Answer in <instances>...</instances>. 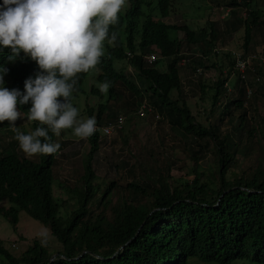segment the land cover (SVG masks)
I'll return each mask as SVG.
<instances>
[{
  "label": "trees",
  "instance_id": "trees-1",
  "mask_svg": "<svg viewBox=\"0 0 264 264\" xmlns=\"http://www.w3.org/2000/svg\"><path fill=\"white\" fill-rule=\"evenodd\" d=\"M127 1V9L124 12L121 9L118 14V23L110 26V32L118 34L117 41L107 46L108 55L105 59L101 57L96 66L100 71L97 81L111 82L108 95L105 93L106 102L98 106L96 123L108 125L118 120L110 102L124 98L125 89L117 88L118 84H123L133 99L122 105L121 110L126 111L131 106L138 109L137 103L144 102L147 110H152L146 116L155 119L158 114L171 129L193 138L198 147L189 153L193 177H173L172 162L157 169L151 167L146 170L149 172L144 179L127 183L124 196L113 205V195L122 190V186L112 181L102 191L95 184L92 161L102 140L95 133L88 137L91 150L85 161L82 185L68 190L77 207L72 213L63 214L61 209L66 201L57 198L54 192V166L62 149L59 142L62 134L49 133L51 141L60 148L52 155L38 154V161L25 158L17 152V141H9L2 145L4 147L0 145V202L6 199L10 207H0V214L16 229L19 216L26 213L49 229L60 248L52 251L36 239L17 257L0 239V257L4 264H190L192 261L264 264V161L246 172L234 170L240 165V158L247 155L248 147L242 145L243 140L252 139L257 132L245 102L256 93L254 87L264 78V71L260 65L252 68L248 65L241 74L236 69L234 55L229 51L224 53L227 64L217 70L223 74V68L229 66L239 74L235 81L231 80L232 93L228 89L231 73L211 85L199 82L200 100L211 98L208 124L193 114L183 96L181 79L185 59L194 75L200 68H216V63H207L220 54L219 46L226 45L223 36H231L242 27V57L247 59L255 32L264 35V10L253 7L258 0H227L225 9L230 10L228 14L234 20L225 22L222 35L214 22L209 23V28L195 31L187 24L156 21V18L162 20L170 16L173 0ZM242 8L248 12L245 19L237 17L238 9ZM180 32L185 33V39L179 38ZM153 48L159 50L161 58L149 64L144 56L153 53ZM196 50L199 56H195ZM126 51H131L134 58L127 60ZM9 56L8 52H1L0 66L7 64ZM116 63L129 64L136 79L124 75ZM164 63L166 69L161 70ZM91 70L78 73L74 78L77 83L73 97L86 93L83 84ZM174 91L178 92L179 99L172 98ZM92 92L103 97L98 89ZM30 107V103L18 105L26 118ZM137 109L133 113L140 117ZM218 112L215 123L209 122ZM89 113L93 115L92 111ZM29 125L32 132L40 126L36 121H29ZM122 131L124 128L118 132ZM23 133L28 134L27 129ZM260 133L264 146V125ZM205 149L215 154V164L208 171H199ZM91 205L104 206L110 214L103 211L95 215L90 210Z\"/></svg>",
  "mask_w": 264,
  "mask_h": 264
},
{
  "label": "rangeland",
  "instance_id": "rangeland-1",
  "mask_svg": "<svg viewBox=\"0 0 264 264\" xmlns=\"http://www.w3.org/2000/svg\"><path fill=\"white\" fill-rule=\"evenodd\" d=\"M227 0H173V6L170 16L168 18L158 20V22H164L170 25L183 26L187 24L192 30L199 31L203 28H209L211 22L216 23V29L222 35L225 33V22L228 20L233 21L228 14L229 9H225V2ZM128 7V1L126 0L125 6L122 7L124 12ZM253 7L264 10V0H258ZM245 8L238 9L237 17L245 19L247 16ZM244 29V27H242ZM264 28V26H263ZM241 29V28H240ZM240 30L237 33L223 36L224 43L226 45L219 46L220 54L212 57L211 61L207 65L216 63V68L209 70H203L200 68L197 75L191 72L188 59L182 62L181 79L183 82V93L185 100L189 103V106L194 115L197 116L199 121L204 124H208V117L211 110V98L206 100H200V86L199 82H205L206 85H211L220 78H225L230 75L229 93L234 91V87L231 86L238 77V72H233L231 67L226 66L223 68V74L217 69L224 64H227V60L224 57V53H240L243 55V38L244 30ZM264 33V32H263ZM254 41L251 46V51L247 55L246 59L249 67L253 65H260L259 67L264 71V35L255 32ZM185 33L180 32L179 38L185 39ZM124 40V33H122ZM125 42V40H124ZM156 50V48H153ZM186 50V49H185ZM195 56H199V50H196ZM117 69H122L124 75L136 79L134 75V69H132L127 63L118 64ZM161 70L166 69V63L160 67ZM99 72L96 68L92 69L87 77L83 89L85 94L79 95L77 98H73L72 104L78 110V119L90 118L89 110L94 109L95 119L97 118V110L100 99L90 91L91 85L95 84V79L98 78ZM252 80V76H248ZM264 78H262L259 85L254 87V91L251 98H248L245 102V107L248 109V116L251 120L252 126L257 128V132L254 133V137L250 140H243L242 145L248 147L247 155L244 158H240V165L234 168L236 172L249 171L254 168L259 162L264 161V146L261 140L260 127L264 125ZM7 84V83H6ZM119 91H126L123 99L117 101L112 100L110 105L112 109L117 112V117L125 118L124 132H117L110 138H103L100 142L99 150L93 157L92 165L95 170V184L99 185L105 190L112 181H116L118 185L122 186V190L113 195V205L117 203L120 197L125 194V186L127 183L136 180L144 179L145 173L149 168L163 167L167 162H172L171 175L175 178H187L192 179L191 167L193 161L190 158L191 149L196 150L198 147L194 143L191 136H183L182 133L171 129L167 121L162 119V116L157 119L148 117V115L138 116L133 111H136L137 107L131 106L126 111L121 110V106L126 102L133 99L129 89L125 88L123 84H118ZM257 90V91H256ZM108 95V92H106ZM178 92L172 93L174 100L179 99ZM86 96V97H85ZM76 99V100H74ZM107 99H105L104 103ZM142 103V102H141ZM138 104L142 107L144 104ZM110 112V110L108 111ZM220 112L215 117L210 118L209 122H214ZM23 115V114H22ZM25 115H23L24 117ZM148 117V118H147ZM117 118V119H118ZM9 122V121H8ZM114 122V121H113ZM112 122V123H113ZM20 131H28V134L32 132L29 125V121L26 117L19 118L15 122ZM24 127V128H23ZM62 137L59 138V142L62 143V149L56 156V164L54 166L55 177V196L59 199L66 201V204L61 209V213H72L77 207L76 200H72L71 195L68 193L69 189L80 187L82 185V178L85 172V161L88 159L89 152L91 150V143L88 138L80 139L73 135L72 129H65L61 132ZM15 140L13 132L0 136V145H6L9 141ZM18 143V141H17ZM241 145V146H242ZM19 146V144H18ZM3 147V146H2ZM0 147V151L1 148ZM211 149V148H210ZM25 156V158L38 161V154L34 156H27L20 147L17 149ZM215 164V154L209 151L202 153V160L199 164V171H208L211 166ZM148 165V166H147ZM147 166V167H145ZM249 169V170H248ZM0 207H10L8 200L3 199L0 202ZM90 210L92 213L99 214L105 212L106 215L110 214L109 209L105 210L104 206L91 205ZM20 222L15 229L11 223L1 216L0 214V239L4 242L7 249L11 251L15 256L20 257L34 242L38 239L44 246L49 247L52 251H56L60 248L57 240L52 236L48 228L37 220L27 216L26 213H21ZM54 254V256H56ZM3 262V263H2ZM0 264H4L3 259L0 257ZM190 264H203L197 261H192Z\"/></svg>",
  "mask_w": 264,
  "mask_h": 264
},
{
  "label": "clouds",
  "instance_id": "clouds-1",
  "mask_svg": "<svg viewBox=\"0 0 264 264\" xmlns=\"http://www.w3.org/2000/svg\"><path fill=\"white\" fill-rule=\"evenodd\" d=\"M125 3L126 0H3L0 58L2 51L10 56L7 64L0 66V136L13 132L27 156L58 152L60 145L51 141L50 132L60 136L62 130L72 129L73 135L80 139L95 133L100 140L110 138L96 130V126L116 125L121 117L108 125H98L97 118L92 117L95 110L90 109L93 112L92 116L89 113L90 118L78 119L72 100L79 95L73 97L72 92L78 73L94 68L100 73L96 67L100 58L105 59L107 46L114 45L118 38L115 31L110 32V26L118 23V14ZM153 53L158 55V61L159 50L156 48ZM151 54L144 59L154 64L156 61H148ZM126 55L127 60L134 58L131 51H126ZM118 64L123 63H116V67ZM94 79L87 95L98 89L103 95L94 94L100 99L99 106L107 99L105 93L111 82ZM29 103L27 120L39 122L40 126L25 134L15 122L26 117L18 105Z\"/></svg>",
  "mask_w": 264,
  "mask_h": 264
},
{
  "label": "built area",
  "instance_id": "built-area-1",
  "mask_svg": "<svg viewBox=\"0 0 264 264\" xmlns=\"http://www.w3.org/2000/svg\"><path fill=\"white\" fill-rule=\"evenodd\" d=\"M229 13V11H228ZM131 55V54H129ZM234 57L236 58V69L241 73L244 74L247 66H248V62L246 59H244L242 57V55L240 53H233ZM158 58V55L153 53L148 57V61L149 62H154L156 61ZM259 81V79H258ZM148 112H152L151 109L146 108V105L144 104L142 107L140 106L138 114L140 116H144L146 115ZM157 118H159V115H157ZM123 123H124V119L120 118L118 123L116 125H111V126H106L103 128H99L96 126V130H101L103 132V134L107 137H111L117 130H121L123 127Z\"/></svg>",
  "mask_w": 264,
  "mask_h": 264
}]
</instances>
